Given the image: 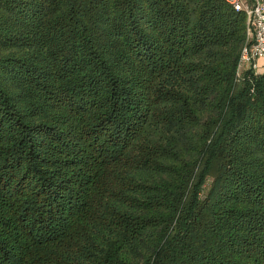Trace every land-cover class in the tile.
Masks as SVG:
<instances>
[{
    "label": "trees",
    "instance_id": "trees-1",
    "mask_svg": "<svg viewBox=\"0 0 264 264\" xmlns=\"http://www.w3.org/2000/svg\"><path fill=\"white\" fill-rule=\"evenodd\" d=\"M225 0H0V264H264V70Z\"/></svg>",
    "mask_w": 264,
    "mask_h": 264
},
{
    "label": "built area",
    "instance_id": "built-area-1",
    "mask_svg": "<svg viewBox=\"0 0 264 264\" xmlns=\"http://www.w3.org/2000/svg\"><path fill=\"white\" fill-rule=\"evenodd\" d=\"M246 18V40L241 47L237 75L250 69L258 72L257 60L264 58V0H225Z\"/></svg>",
    "mask_w": 264,
    "mask_h": 264
},
{
    "label": "crops",
    "instance_id": "crops-1",
    "mask_svg": "<svg viewBox=\"0 0 264 264\" xmlns=\"http://www.w3.org/2000/svg\"><path fill=\"white\" fill-rule=\"evenodd\" d=\"M257 64L259 67V71H263L264 70V58H260L257 60Z\"/></svg>",
    "mask_w": 264,
    "mask_h": 264
}]
</instances>
